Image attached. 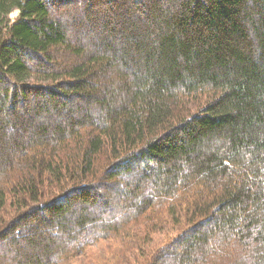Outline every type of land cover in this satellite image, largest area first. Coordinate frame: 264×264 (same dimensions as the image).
Segmentation results:
<instances>
[{"label": "trees", "instance_id": "1", "mask_svg": "<svg viewBox=\"0 0 264 264\" xmlns=\"http://www.w3.org/2000/svg\"><path fill=\"white\" fill-rule=\"evenodd\" d=\"M0 264H264V0H0Z\"/></svg>", "mask_w": 264, "mask_h": 264}, {"label": "rangeland", "instance_id": "2", "mask_svg": "<svg viewBox=\"0 0 264 264\" xmlns=\"http://www.w3.org/2000/svg\"><path fill=\"white\" fill-rule=\"evenodd\" d=\"M18 15H19V11L18 10H13L8 15V20L10 22H13L18 17ZM166 236H167L166 233H161V235L155 236V243L157 244L160 240L164 239ZM104 244L105 243H103V242H99V243L94 244V246L88 248L89 255H92L93 257H99V256H101L102 255L103 248H104Z\"/></svg>", "mask_w": 264, "mask_h": 264}]
</instances>
